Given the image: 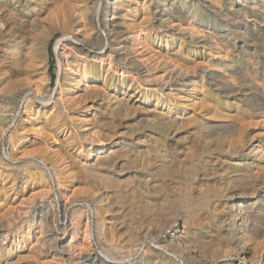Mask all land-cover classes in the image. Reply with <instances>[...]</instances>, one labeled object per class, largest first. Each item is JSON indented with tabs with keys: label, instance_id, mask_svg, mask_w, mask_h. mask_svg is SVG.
Returning a JSON list of instances; mask_svg holds the SVG:
<instances>
[{
	"label": "bare ground",
	"instance_id": "bare-ground-1",
	"mask_svg": "<svg viewBox=\"0 0 264 264\" xmlns=\"http://www.w3.org/2000/svg\"><path fill=\"white\" fill-rule=\"evenodd\" d=\"M57 2L0 0V78L6 79L9 70L20 76L37 73L39 78L24 96L23 111L25 118L30 119L27 120L31 126L29 130L40 138L30 141L31 146L40 145L43 155L34 158L36 167L41 169L36 173V179L24 174L20 176L9 166H0V264L4 257L17 259L11 264H32L22 263L29 256L26 255L28 246L30 253L36 254L35 259L63 260L65 253H72L81 235H91V218L93 227L100 232H106L104 213L112 217L107 219L108 224L115 226L109 213L111 196L107 190L111 187L123 192L126 190L131 209L138 199L136 193L142 191L144 200L141 207L146 214L157 216L156 206L160 202L145 195H158L160 189H166L159 181L173 176L179 151L192 149L191 145L180 148L176 142L184 140L192 123L199 119L200 114L208 111L209 96L214 92L233 97L240 94L243 100L248 101L249 97L253 99L259 94L264 95V82H260L256 72L247 66L242 70L240 65L245 63L240 60L219 63L214 67L192 66L197 61L198 51L207 48L213 54L220 55L224 50L234 60L236 56L232 53L238 48L239 33L250 35V26L234 33L225 29L229 26L226 18L233 16V13L226 14L225 19L220 17L216 8L219 0H147L144 3L141 0H74L59 6L60 15L57 14L62 20L55 12L49 11ZM239 3L241 11H247L253 4L252 0H239ZM21 8L28 11L21 13ZM252 14L256 21H264L258 10L252 11ZM7 19L15 24L10 29L9 37L6 35ZM219 19L227 24L217 26L223 29L221 37L204 31V24H214ZM27 26L28 34L25 32ZM59 30L64 32V36L58 40L56 51L63 61L59 60L56 88L51 93L47 44ZM176 40H179L178 47ZM244 71L251 75L242 76ZM29 79L25 78L17 86H30ZM245 92L249 95H242ZM39 102L42 107L38 106ZM188 103L198 105L197 109L188 112L185 106ZM220 109L216 106L214 111L219 113ZM217 115L223 118V114ZM64 119L68 120L69 126L63 123ZM130 119L137 121L138 129L146 128L148 133L135 139L136 132L129 125L124 126ZM23 124L9 136L11 142L16 138H25L24 130L27 127ZM232 124L221 122L218 126H212L217 129L213 135L226 136L228 129L234 127ZM179 135L183 137L178 139ZM58 136L62 137V143L55 144ZM211 137L207 136L206 139ZM202 139L199 131L196 142ZM231 141L227 139V142ZM53 143L55 145L51 146ZM257 143L251 145V153L254 154L251 163L233 161L230 164L241 181L240 189L227 193L219 190L218 195L229 201L228 208H223V211L229 212L231 219H220V208L217 206L212 209L209 204L203 206L212 218V222L207 224L217 227V222L227 226L226 234L219 239L215 236L200 238L201 229L194 227V217L200 210L196 204L217 197L213 188L202 184L196 196L186 186L175 191L173 198L172 193L168 192L166 202H161L162 205L173 200L176 205L165 216L166 219L160 221L159 229L162 231L170 225L175 226L170 244L179 251L180 261L184 264H194L197 255L193 257L192 253L184 252L181 248L187 243L194 244L197 237L203 245L218 243L214 246L215 251L203 256L206 261L209 257L212 260L220 256L224 259L235 256L234 261L230 260L228 264H264V139ZM224 146L218 143L214 150L205 151L237 155L248 148L237 143H229L228 150ZM59 150L67 151L69 162H74L77 171L69 169L68 162L57 155ZM8 157L9 161L15 158L10 153ZM130 162L141 167L136 176L138 183L135 184L131 183V169L126 168ZM113 172L116 174L110 176ZM65 175L69 178L79 175L80 182L97 178L107 189L94 199L95 206L88 202L74 205L76 218L71 222L75 226L66 231L61 239V228L55 221V200L52 202L50 199L52 184L61 188ZM33 180L43 183H39L42 190L34 191ZM242 183L248 185L242 187ZM26 190L34 193L12 207L21 198V192ZM3 191L9 193L8 202L2 200ZM61 192L64 199L73 193L68 187ZM221 192L225 193L224 196ZM114 195L117 200L122 199L119 191H115ZM247 197L251 199L246 201ZM183 205L190 213L181 215ZM235 210H238L239 218H236ZM81 212L86 222L79 216ZM51 233L55 238L53 244L47 245L46 239ZM130 242L134 244L137 241L131 239ZM58 243L61 245L59 248L55 245ZM164 243L163 248L170 246L167 241ZM160 264L168 262L163 259Z\"/></svg>",
	"mask_w": 264,
	"mask_h": 264
},
{
	"label": "rangeland",
	"instance_id": "rangeland-1",
	"mask_svg": "<svg viewBox=\"0 0 264 264\" xmlns=\"http://www.w3.org/2000/svg\"><path fill=\"white\" fill-rule=\"evenodd\" d=\"M73 1L74 0H58L55 5L49 8V11L51 13L55 12L58 19L62 20V17L59 16V6L71 3ZM145 1L147 0H141V3H144ZM252 2L253 4L251 3V6L254 5V8L250 6L247 11H241V5L239 3V0H235L233 2H230L229 0H219L216 6L218 10L217 14L223 19H225L224 17H226V14L233 13V16L230 15L229 18H226L227 21L225 20L226 23L229 24V26L225 28L226 30H230L233 33L234 31L242 32L245 29V26H250L249 36H243L242 33H239V36L237 37L238 48L235 52L232 53V55L236 56V58L232 60L231 58H229L230 54L225 52L224 50L221 55L216 53L213 54L207 48L204 49V51H198L195 58V61H197L192 66L198 68L205 66L214 67V65L219 63H230L233 61L238 62L240 60L245 63L244 65H240V68L242 70H245L247 66L252 72H256L257 78L260 82H264V21H262V19H260L261 21H256L254 17H252V11L258 10L262 14L261 18L264 19V0H252ZM19 11L21 13H26L28 10L26 8H21ZM7 22L8 27L6 35L7 37H9L10 29L15 26V24L13 21H10V19H7ZM226 23L220 19L214 24L206 23L204 24V31L221 37L223 29L217 26L219 24L227 25ZM25 32L28 34L29 26L25 27ZM63 36L64 32L62 30H59L54 33V35L50 38L47 44V50L49 52L48 72L50 77H52L51 93H53L56 88V78L59 71V60L63 61V58L60 56V53L58 54L56 51L57 42ZM26 39L29 40V38ZM171 41L172 40H170L169 42L171 43ZM176 45L177 47L179 46V40H176ZM238 66L239 65H237V67ZM9 72L10 73L8 74L6 79L2 80V78H0V113L2 115V117L0 118V166H9L10 169L13 168L16 174L20 176L24 174L28 175L29 177L33 176V178L36 179L35 175L36 173L40 172L41 169H38L36 167L34 163V158H39L43 156L40 152L42 148H40L41 146L37 144L31 146L30 141L39 140L40 138L34 135V132L29 130L31 126L27 123V120L30 121V119L28 117L25 118L24 116L23 103L24 96L29 91V89L31 90L33 88L34 82L39 77L37 76V73L30 74L28 76H20L13 73L12 70H9ZM241 75L250 76L251 74H248L244 71L241 73ZM25 78H30L29 82L31 83V85L17 86L19 85V82L25 80ZM242 95L248 96L249 93L245 92ZM209 100L210 102L208 103L207 108L208 111H205L204 113L200 114L199 119L195 123H192V125L189 127V133L185 134L184 140H179L176 142V144L180 148L187 147V145H191L192 149L188 152L186 150L179 151L178 156L175 160V167L173 168V176L168 177L165 180L159 181L160 183L164 184V188L166 189H160V194L158 195H153L151 193L145 195L146 197H148V199H152L155 202H160L159 206H156L157 216L146 214V211H144V209L142 208L143 206L141 207V201L143 199L142 191L136 193L138 195V199L134 202V205H132L131 209L130 203L128 202V198H130V196L128 195V193L125 192L126 190L123 192L122 189L119 190L118 188L111 187L107 190L109 191V194L111 196V200H109V213L113 216L115 226L108 224V221L112 217L104 213L103 221L106 226V232H100L99 230L95 229L96 227H93V219L91 218V235L88 237L81 235L80 239H78V241L74 244L72 253H65V257L63 258V260L61 259L54 261L52 258L35 259L37 257L36 254H31L29 251L30 248L28 246V250H26V255L29 256L22 263L160 264L162 260L165 259L168 264H184L182 261H180L181 254L179 253V251L177 252V249L170 244V236L173 235V228L175 226L170 225L169 227H166L165 230L160 231L159 223L163 219H166L165 216L170 214L176 206L172 199V201H170L169 203H162L161 205V202H166V195L168 194V192L170 194L172 193L171 198H173V194L175 191H179L180 189L185 188L186 186L191 189L190 192H192L196 196H198L197 194L199 193L202 184L213 188V192L217 193V197L213 198L212 200H203L196 204V208H199L200 210L196 213V217H194V227L197 229H201L202 234L199 235V237L203 238L204 236H215L217 239H219L220 236L226 234V225H219V223L216 222L215 224H217V227H215L214 224H207V222H212V218H210L211 216L209 215V211L205 210L203 206L209 204L211 209L217 206V208H220V211L218 213L220 219H231L229 212L223 211V208L228 206L229 201H227L225 197L218 195L220 194L219 190L225 191V193H227L232 189H240L241 181L238 177L235 176L233 172L234 170L232 167H230V164L233 161L251 163L254 158V154L251 153V149L253 148V146L251 147V145L254 143V145H257V141H259L260 139H264V95L262 96L259 94V96L253 99L249 97V100L247 101L243 100V98L240 97V94H238V97H233L224 94L217 95L214 92L213 95L209 96ZM38 106L42 107L40 102ZM185 106L187 107L186 109L188 110V112H190L192 110H196L198 105L188 103ZM216 106H219L221 108L219 113H216V111H214ZM217 114H223V118H220ZM36 118H39V116L36 115ZM62 121L63 123H66L69 126L68 120L64 119ZM221 122L226 124L233 123L232 125H234V127L228 129L229 132L225 134L226 136H214L213 134H216L217 129L212 128V126H218V124H220ZM22 123H24V127L26 126L28 128L24 130V135L26 139L24 137L16 138L15 140H13V142H11L9 136ZM126 125H129L130 129L136 132V134L134 135L135 139L141 137L145 132L148 133V130L146 131V128L138 129L136 120L130 119L129 121L124 123V126ZM4 130L6 131L4 132ZM199 131L203 135V139L197 143L196 137ZM210 135H212V137L206 139V137ZM181 137L183 136L179 135L178 139ZM229 138L232 139L231 142H227V139ZM56 140L58 142L55 144H58L60 142L62 143V137L60 138V136H58ZM218 143L224 144L226 150H228L229 143L242 144L247 146L248 148L245 149L243 152L238 153L237 155L232 154V152L230 154L227 152L223 154V152L220 151H205V149L214 150ZM55 144L53 143L51 146H54ZM64 146L65 145L63 144V147ZM9 153L12 157L13 155L15 156L14 160L9 161ZM66 153L67 151L59 150V153L57 155L60 156V158H62L65 162H68L69 169H71V171H77L74 162H69L70 159L68 158L69 156ZM131 159H133V156L131 157ZM48 166L51 167L50 163ZM138 166V164H132L131 162L126 165V168H129L131 169L130 171H132L131 177L133 178L131 179V183H138V179L136 178V176L137 174L139 175L141 168ZM114 174H116V172H113V174H110V176ZM64 178L65 179L62 181L61 188L54 187V184H52L53 191L52 198L50 199V201L52 202L55 200L53 203L57 211L55 221L56 224L61 228L59 232L61 239L64 235H66V231L69 232L75 226L74 223H72L73 219L76 218V214L74 213L76 208L74 205H85L88 202L92 203L95 206L96 203L94 202V199H96L103 192L105 193V190L107 189L102 183H100L97 178H92L90 181L84 182L79 181V179L81 178L79 175L78 177L72 176L70 178L65 175ZM32 183V185H34L33 189L35 192L42 190V187L39 183H43L40 182V180H33ZM244 185L248 184L242 183V187ZM65 187L71 188V190L73 191V193H71L72 195L69 194L66 199H64L65 197L62 195L63 193L61 192ZM115 191H119V193L122 195V199L117 200L115 198ZM32 193L34 192L29 190H26V192H21V198L18 200L17 204L12 205V207H16L22 201V199H28ZM221 193L224 196L225 193ZM36 196V198L39 199V196ZM1 197L4 202H8L9 193L7 191H3ZM250 199V197H247V199L245 200L247 201ZM181 211V215L190 213V211L186 209L184 205ZM0 213H2V211H0ZM234 214H236V218L240 217L238 210H235ZM79 216H81L84 222H86V217L84 218V213L81 212ZM53 220L54 218L52 219V221ZM53 222L51 223V226H53ZM52 235L53 233L48 235L46 239L47 245L53 244V239L55 237ZM131 239H135V241L137 242L133 244L130 242ZM198 239V237L197 240L194 239V244L188 245L187 243L181 248V250L184 252H188L189 254L192 253L193 257L197 255L194 264H228L230 260L234 261L235 256L225 259L223 258V256H220L217 259L212 260L211 257H209L206 261L205 257L203 256H209L208 254L215 251L214 246H216L218 243L203 245L200 244V241ZM165 241H167L170 245L167 248H163V246H165ZM78 242L79 244H81L79 245ZM55 245H57L58 248L61 246L59 245V243ZM140 247H142V249H140ZM174 256H176L179 260L176 259ZM16 260L17 259H15V257H4L2 260V264H11Z\"/></svg>",
	"mask_w": 264,
	"mask_h": 264
}]
</instances>
